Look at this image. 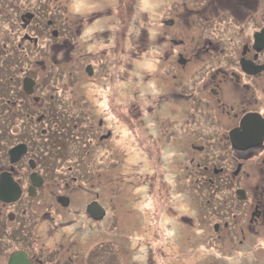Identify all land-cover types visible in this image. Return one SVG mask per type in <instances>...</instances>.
Listing matches in <instances>:
<instances>
[{"label": "flooded vegetation", "instance_id": "obj_1", "mask_svg": "<svg viewBox=\"0 0 264 264\" xmlns=\"http://www.w3.org/2000/svg\"><path fill=\"white\" fill-rule=\"evenodd\" d=\"M3 2L8 6V10L15 9V0H3ZM24 5L25 9L20 14L22 29L19 26L18 30H14L11 14L0 11V16L7 18L10 22L9 31L0 29L2 31V36H0V177L3 172L10 173L19 190V198L16 201L0 200V264H8L13 253L18 252L24 253L26 260L32 264H85L80 260V256L87 245L77 225L84 223L83 226L91 231V225L94 222L104 220L110 213L114 198L110 201L109 192H114L111 183L116 179L109 178L110 176L103 178L101 173L103 170L101 167L98 168V165L106 159L109 162L112 160L109 158L108 140L114 141L115 137L103 116L97 120L95 117L92 118L91 114H84V117H89L88 123L83 125L78 122L70 126L76 130V136L79 135L87 141L90 154L92 152L91 157L96 158H91L90 169L87 173L92 179L87 186L91 189L81 186L79 177L72 174L71 168H64L65 164L71 163L72 159L68 157H53L56 165L53 169H49L32 156L27 144V151L20 158L11 160L10 149L18 144L26 143L17 138L16 122L18 120L14 121L16 113L19 114L22 110L20 109L22 101L25 100L24 104H29L30 110L34 113H29L28 119L30 121L34 119L38 126L43 124L40 131L45 139H48L49 130H58L59 121L48 124L46 120L50 115H47V109L44 108H47V104L61 103V98L67 97L62 93L64 90L77 91L80 86L78 84L74 87L70 83L69 76L62 78L60 74L56 75L61 79H59L57 88L55 87L53 83H55L56 76L51 80L54 75L52 68L45 66V59H47L45 56L50 54V48L47 47L43 51L39 50V53L43 54L39 57L40 59L24 53L26 67H23L24 69L18 67L16 51L22 55L21 51L26 43L31 44L32 47L37 43L35 49L43 43L48 45L51 39L47 33L51 29V34L54 35L53 31L57 30L55 19L47 18L46 23H43L39 11L30 10L26 4ZM1 7H3L2 2H0ZM191 9L195 11L193 13L195 19L191 18V22L178 21L176 16L171 21V24L176 26V28L174 26L175 37L173 36L172 39H177L178 32L185 31L189 34L187 33L185 42L178 39L176 42L172 41L177 53L174 58L172 52H166V59L170 58L172 62H165L168 66L166 69L173 79L174 76L181 77L177 80L179 87L177 84L171 85L168 93L171 96L174 95L172 101L177 97V99H192L197 102L196 105L202 103L206 117L201 116L212 132L216 127V133L210 136L200 134L202 137L197 139L203 141L204 146L227 145L233 152L226 161L228 165L222 167L206 154L196 163L195 158L191 157L190 163L183 167L186 173L183 179H193L195 175L193 165L195 164L197 168L195 169L196 178H194L197 182L204 181L210 185L218 182L223 186L224 193L220 195L216 206H212L211 210L219 219L211 227L213 240L218 242V250L222 254L230 253L235 246L239 248L252 244L247 249L249 254H246L247 251L240 254V261L237 264L249 262L257 264L255 258L258 261L260 257L253 251L254 243H257L258 239L264 241V0H219V11L217 15H214L217 20L216 17L213 19V14L210 16L207 11L199 16L196 8ZM26 13L35 15L29 19L25 16ZM15 31L18 33V38L15 40L17 41L16 46L11 36V33ZM60 34L61 31L57 30V35L51 37L55 38ZM122 38L123 35L121 41ZM58 45L64 47L65 40H59ZM117 47H121V42L117 43ZM123 48L121 47L120 51L116 49V54H119V58L121 60L123 58L124 62ZM152 57L161 58L160 55L155 54ZM142 58L145 59L142 64L150 59L149 56H144L139 60ZM10 60L13 62L9 63ZM139 60L137 65L142 70ZM62 63L63 61H54L52 67L58 64L61 66L58 68L63 72L66 68V66L63 68V65L66 63ZM115 64L120 66V63ZM41 66H45L46 69L41 70ZM106 67V74L112 77L108 71L110 63L106 64ZM115 68L118 69V67ZM93 70L92 75H95L94 67ZM15 73H17L16 76ZM25 77H30L35 81L32 94H28L24 88ZM95 84L97 83L90 84L93 91H96ZM138 87L139 85L134 87L137 88L136 91ZM49 89L54 92L50 93ZM107 91L112 92L114 89ZM76 95L74 92L68 96L71 99L70 102L67 101L68 110L77 112L76 114L81 117L79 106L74 103ZM26 96L30 100L25 99ZM110 96L112 99L118 96L120 104L116 106L117 109L111 104L112 100H109L112 110L117 111L115 117L118 121L124 125L132 123L134 127H138L139 131L146 128V122L140 118L142 112L139 105H136L137 109L129 107V95L117 92L110 94L109 92L107 98ZM78 98L81 101L84 100L81 96ZM5 100L9 104L6 105ZM149 108H152L149 113L154 111L158 113V110L162 109L160 107L156 110L151 105ZM56 112L57 115L62 114L63 108L58 107ZM164 114L163 110L162 115ZM193 116L196 115L188 109L186 117L180 123L185 134H190L187 124ZM21 121L24 123L23 118ZM164 123H167V118H163L162 123H159L160 126L154 127L157 131H155L156 135L160 137L164 135V129H167L160 130L165 126ZM157 127L160 129L157 130ZM232 130H234V138L231 137ZM83 131L88 133V137L82 136ZM218 131H220L219 135ZM184 137L187 144L189 139L185 135ZM164 138L168 137L164 136ZM147 141L153 142L151 139ZM189 141L192 142L191 145L194 148V142ZM64 175L67 177L65 178ZM200 177H202L201 180H199ZM94 180L98 182L96 187ZM190 186L186 184L180 191L189 190L187 196L192 205L191 213L193 204H199L197 209L200 211L202 223L210 225L208 209L211 208L212 200L206 198L208 193L204 197L200 191L193 194ZM100 188L103 191H99ZM91 203L101 205L105 210L104 216L94 217L88 208ZM141 240L142 243L145 242L144 237ZM89 247L93 248L92 245ZM257 250L262 255L263 262L264 250L258 248ZM92 256L89 252L88 261ZM87 258H85L86 264H89ZM219 258L221 260L224 256L220 255ZM109 260L111 258L105 260L96 258L94 264H110ZM124 260L122 254L120 261L127 264ZM214 260V258L211 259V264H214ZM205 263L204 258L202 264Z\"/></svg>", "mask_w": 264, "mask_h": 264}, {"label": "rangeland", "instance_id": "obj_2", "mask_svg": "<svg viewBox=\"0 0 264 264\" xmlns=\"http://www.w3.org/2000/svg\"><path fill=\"white\" fill-rule=\"evenodd\" d=\"M0 2L3 4L0 11L11 14L14 30L21 27L20 14L24 11V4H26L30 10L34 9L40 12L43 23H46L47 18L55 19L56 29L62 34V36L60 34L58 37L52 38L50 29V32L47 33L51 39L47 43L48 45L40 44L38 49H35L37 43L34 47L28 43L23 45L22 55L16 51L18 67H22L21 69L26 67L24 53L40 59L39 57L43 54L39 53V50L43 51L47 47L50 48V54L45 56L47 58L45 66L52 68L54 75L51 80L56 75L62 74V78L70 77V83L74 87L80 85L77 91L64 90L62 93L67 97L61 98V103L47 104V108H44L47 109V115H50L46 120L48 124L59 121V123L55 122L58 123V130H49L48 139H45L40 131L43 124L38 126L34 119L31 121L28 119L27 115L32 111L29 104H24L25 100L22 101L20 105L22 110L19 114L16 113L14 118L15 122L18 120L16 136L26 142L22 144L29 145L32 156L40 164L48 166L49 169H53L56 165L53 157L72 159L71 163L64 165V168H71L72 174L79 177L81 186L91 189V187H87L92 180L87 173L90 169L91 158H96L95 156L91 157L92 152L90 154L87 141L79 135L76 136V130L70 126L78 122L83 125L88 123L89 117H84V114H91V117H95L97 120L103 116L115 137L114 141L108 140L109 158L112 160L109 162L106 159L98 165V168L101 167L103 170L101 172L103 178L106 179L110 176L109 178L116 179L111 183L114 192H109L111 194L110 201L114 198V203H112L109 215L104 220L91 225V231L83 226L84 223L77 225L80 235L82 233L87 245L80 260L86 264L85 258L89 257L90 252L93 256L89 261L87 258L89 264H94L96 258L102 260L111 258L110 264H123L120 261L122 254L125 259L124 263L127 264H202L206 255L210 254V257L225 255L226 257L222 259L224 264H237L236 260L240 259V254L246 251V254H249L247 249L252 244L239 248L235 246L230 253L222 254L213 243L211 227L219 219L211 210L212 206H216L220 195L224 193L223 186L219 183L210 185L204 181L197 182L195 180V169L197 168L195 164L193 165L195 178L183 179L186 176L183 167L190 163L191 157L195 158L196 163L201 159L200 157L206 154L213 162L222 167L228 165L226 161L231 157L232 149L222 144H218L216 147L204 146V142L197 139L202 137L200 134L210 136L216 133V127L212 132L201 116L206 117L204 105L202 103L196 105V101L186 98L177 99L175 97L176 100L172 101L174 95L171 96L168 93V88L171 85L177 84L179 87L177 80H180L181 77L174 76L173 79L166 69L168 66L165 65V62H171L170 58L166 59V52H172L174 58L177 53L173 42H176L177 39L185 42L189 32H178L179 36L174 40L172 37L176 26L166 21H172V18L176 16L178 21L191 22L192 19H195L193 15L195 11L191 8L197 9V15L206 11L210 16L211 14H213L212 16L217 15L219 0H143V3L140 0H15L14 10H8V6L3 0ZM125 2L128 4L124 9ZM121 6H123L122 14ZM9 23L7 18L0 16V29L5 30ZM1 35L2 31L0 30ZM17 35L16 31L11 33L15 46L17 45V41H15L18 38ZM120 35H123L122 41ZM62 39L65 40L64 47L58 45V41H62ZM118 42H121V47H124V62L123 58L121 60L119 54H116L117 50H121V47H117ZM154 54L160 55L161 58H153ZM144 56L150 57L147 61L150 62V66L146 63L142 64L144 58L139 60ZM189 56L192 57V55ZM138 60L142 70L137 65ZM54 61L66 63L63 65V68L66 66L65 71L62 72L58 68L60 66L58 64L56 67L53 66L55 67L53 69ZM12 62L13 60L9 61V63ZM109 63L108 71L112 77L106 74V64L109 65ZM115 63H120V66ZM90 64L95 68V75H90L88 71L87 66ZM45 66H41L43 68L41 70L46 69ZM144 70L148 72H143ZM16 75L17 73H15ZM197 76L201 77V75ZM59 79L61 78L56 76L55 83H53L56 88ZM93 81L97 83L95 84L96 91H93L90 85L94 83ZM136 85H139L138 91H136L137 88H134ZM108 89H114L112 92L129 95L130 100L127 103L131 109H137L136 105H139L142 112L140 118L146 122V128L141 130L142 133L132 123L124 125L116 119L117 111L112 110L109 100H112L111 104L115 108L120 103L118 96L115 99H112L111 96L107 98L109 92L112 93L107 91ZM135 91L136 93H134ZM53 92L54 90H51L50 93ZM74 92L77 94L74 103L79 106L81 117L76 114L77 112L68 110L67 101H71L68 96ZM79 96L84 100L81 101ZM17 97L22 98L21 96ZM25 99L30 100L27 96ZM35 100H37L36 97ZM5 103L9 104L6 100ZM150 105L154 106L156 110L160 107L162 109L158 110V113L155 111L149 113V110L152 109L149 108ZM57 106L63 108V113L60 115H57ZM188 109L196 116L189 119L187 127L190 134H185L180 123L186 117ZM163 110L165 111L164 115H162ZM22 118L24 123L21 121ZM163 118H167V123H164L165 126L162 124L164 126L162 129L158 127L156 129L161 131L164 128L167 129H164V135L160 137L156 135L157 131L154 127L160 126L159 123H162ZM219 133L220 131L217 132L218 135ZM184 135L194 142V148L189 140L186 144ZM82 136L88 137V133L83 131ZM164 136L168 138L165 139ZM149 139L153 142L149 143L147 141ZM144 141L147 142L144 143ZM64 177L67 176L64 175ZM94 182V184H98L95 180ZM186 184L191 185L193 194L200 191L204 197L208 193L206 198L212 200L211 208L208 209L210 225L202 223L200 211L197 209L199 204H193L191 213L192 205L187 196L189 190L180 191ZM99 191H103V189L100 188ZM109 193L107 192V194ZM145 216H147V221ZM82 217L86 219L83 215ZM142 237L145 238L146 243L140 247L139 238ZM95 242L98 244L95 245ZM256 242L253 251L258 253L260 258L258 261L255 258V263L264 264L262 255L257 250V248L264 250V241L258 239ZM88 245H92L93 248L90 249ZM140 249H143L142 255L139 254ZM154 249L156 251L155 258L152 257ZM145 258H152V262Z\"/></svg>", "mask_w": 264, "mask_h": 264}, {"label": "water", "instance_id": "obj_3", "mask_svg": "<svg viewBox=\"0 0 264 264\" xmlns=\"http://www.w3.org/2000/svg\"><path fill=\"white\" fill-rule=\"evenodd\" d=\"M34 13H26L25 16H27L29 19H32L34 17ZM167 23L171 21H166ZM54 35H57V30L53 31ZM88 71L90 75L93 73V66L90 64L87 66ZM24 88L27 91L28 94H32L34 92L33 86L35 81L30 77H25L24 81ZM232 137L234 138V130L231 132ZM27 151V145L26 144H18L10 149L9 153L11 156V160L14 161L21 157L23 153ZM35 179V176H33ZM17 183L12 180L11 174L8 172H3L0 177V200L5 202H13L16 201L19 198V190L17 188ZM89 212L94 217H102L104 216L105 210L101 207L99 204L91 203L89 205ZM8 264H32L29 261L26 260L25 254L22 252L13 253L11 256V259Z\"/></svg>", "mask_w": 264, "mask_h": 264}, {"label": "trees", "instance_id": "obj_4", "mask_svg": "<svg viewBox=\"0 0 264 264\" xmlns=\"http://www.w3.org/2000/svg\"><path fill=\"white\" fill-rule=\"evenodd\" d=\"M5 30H8L9 31V25H7L6 26V28H5ZM2 36V35H1ZM54 36V35H53ZM3 37H1V39H2ZM0 50H1V48H0ZM1 56V55H0ZM142 236H143V234H142ZM143 238V237H142ZM146 241V240H145ZM144 243H146V242H143V243H141L140 244V242H139V245H140V247H142L143 246V244ZM213 243H215L214 245L215 246H217L218 247V242H216V240L214 239L213 240ZM96 245V244H95ZM138 245V246H139ZM232 251V250H231ZM154 253H152L153 255H152V257H154V255L156 254V251H155V249H154V251H153ZM142 255V254H141ZM224 257H226L225 255H224ZM155 258V257H154ZM212 258H214L215 260L213 261V263L214 264H221V262H222V264H224V262L222 261V259L220 260V258H219V256H211L210 257V254H207L206 255V257H205V260H206V263L208 264H211V259ZM142 259V258H141ZM145 259H148V261L150 260V262H152V258H145ZM143 260V259H142ZM207 260H208V262H207ZM240 260H236V262L238 263ZM143 262H144V260H143ZM147 263V262H146ZM240 264V263H239ZM248 264V263H247Z\"/></svg>", "mask_w": 264, "mask_h": 264}, {"label": "bare ground", "instance_id": "obj_5", "mask_svg": "<svg viewBox=\"0 0 264 264\" xmlns=\"http://www.w3.org/2000/svg\"><path fill=\"white\" fill-rule=\"evenodd\" d=\"M146 64H148V66H150V62H146ZM216 184H218V182H216ZM145 219H146V221H147V216H145ZM139 242H140V244L142 243L141 238H139ZM139 248H140V247H139ZM139 251H140V253H139L140 255L143 254V252H142L143 249H140Z\"/></svg>", "mask_w": 264, "mask_h": 264}, {"label": "clouds", "instance_id": "obj_6", "mask_svg": "<svg viewBox=\"0 0 264 264\" xmlns=\"http://www.w3.org/2000/svg\"><path fill=\"white\" fill-rule=\"evenodd\" d=\"M140 1H141V3H143V0H140ZM127 4H128V3L125 2V5H123V6H124V9H125V7H126ZM123 6H121V14H122V7H123ZM124 11H125V10H124Z\"/></svg>", "mask_w": 264, "mask_h": 264}]
</instances>
